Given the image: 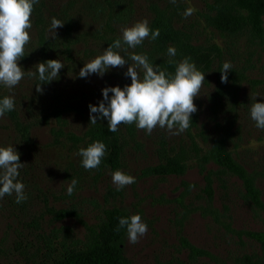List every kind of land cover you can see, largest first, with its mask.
Wrapping results in <instances>:
<instances>
[{
	"label": "rangeland",
	"instance_id": "1",
	"mask_svg": "<svg viewBox=\"0 0 264 264\" xmlns=\"http://www.w3.org/2000/svg\"><path fill=\"white\" fill-rule=\"evenodd\" d=\"M211 0H39L31 15L30 42L18 62L24 78L11 92L0 85V98L14 97L25 136L7 116L0 118V146L12 145L20 154L18 179L27 200L17 204L15 194L0 199V264H55L66 253L87 251L106 222V211L139 214L148 226L137 244L127 231L123 255L130 264H264V250L250 233H264V210L246 199L242 183L212 162H202L216 142L253 178L264 205V130L249 115L250 95L264 102V53L247 31H219L211 25ZM195 9L185 17V10ZM157 8L173 19L197 55L169 57L149 39L129 53L146 54L161 64L191 57L205 81L194 99L197 112L190 127L179 135L155 128L150 135L135 124H121L115 132L121 148L119 170L136 178L117 191L105 156L98 168L85 170L76 153L89 142L86 132L107 120L89 124V104L98 105L105 87H124L128 64L110 68L103 77L80 78L85 62L101 54L121 36V28L147 19ZM64 22L49 35L51 18ZM264 25V18H263ZM44 42L50 45H43ZM126 47V46H125ZM212 47H216L213 50ZM124 55L123 52H121ZM127 59V56H125ZM49 59L64 63L59 79L42 83L28 76L34 66ZM230 62L228 82L221 83L222 66ZM175 68V66H174ZM112 94L109 93V96ZM59 114V117H57ZM96 115V114H94ZM71 136L80 138L76 142ZM176 160L182 175L159 176L148 170ZM117 170V169H116ZM212 195L205 193V177ZM78 181L72 195L67 187ZM63 213L60 219L58 213ZM182 240L204 252L192 255Z\"/></svg>",
	"mask_w": 264,
	"mask_h": 264
},
{
	"label": "clouds",
	"instance_id": "2",
	"mask_svg": "<svg viewBox=\"0 0 264 264\" xmlns=\"http://www.w3.org/2000/svg\"><path fill=\"white\" fill-rule=\"evenodd\" d=\"M175 4L176 0H170ZM39 0H0V85L12 91L24 78L25 71L19 66V61L25 56V46L30 42L29 30L32 28L31 15L34 5ZM195 11L189 7L185 10L187 17ZM64 22L55 17L51 18L48 29L52 38L56 37L55 30L63 27ZM160 30H152L147 19L135 22L131 26L121 28V36L117 38L102 53L84 63L78 76L87 78L91 74L100 77L110 68H123L128 64L125 77L131 78V83L102 89L103 99L98 105L89 104V124H97L107 120L111 132H117L121 124H135L139 130L150 135L159 127L167 129L173 135H179L190 127L192 115L197 112L194 99L200 95L205 81V73L198 70L191 57L181 60L169 59L168 63L175 65L174 72L162 69L159 64L149 61L146 54L129 53L142 45L146 39L156 40ZM126 46V47H125ZM124 53V55L121 54ZM169 57L176 56V49L169 46ZM127 56V59L125 58ZM64 63L59 59H49L37 63L35 71H29V77L37 78L40 83L37 93H43L42 83H50L59 79L60 70ZM230 62H224L221 73V83L228 82L231 71ZM109 93L112 95L109 96ZM258 94L250 95L249 115L255 126L264 130V102H257ZM15 108L14 97L6 95L0 99V118ZM96 114V115H94ZM106 145L99 140L93 141L87 147H81L76 153L81 157V165L85 170L99 167L106 154ZM25 164L20 163V154L12 145L0 146V199L5 195L15 194V202L20 204L27 200L25 185L18 179ZM112 183L117 191L134 184L136 178L117 169L111 172ZM78 181L72 179L67 187V194L72 195ZM126 228L130 244H137L140 237L147 234L148 226L139 214L119 218V227Z\"/></svg>",
	"mask_w": 264,
	"mask_h": 264
},
{
	"label": "trees",
	"instance_id": "3",
	"mask_svg": "<svg viewBox=\"0 0 264 264\" xmlns=\"http://www.w3.org/2000/svg\"><path fill=\"white\" fill-rule=\"evenodd\" d=\"M208 8L215 12V16L211 17V25L219 31H240L245 30L250 37L259 46L264 53V0H211ZM154 18L150 24L152 30L159 29L160 34L156 40H151L155 44L156 49L164 51L168 50L169 46L176 49V55L190 53L197 55V50L191 46L186 36L180 30L174 27L173 19L165 12L154 8ZM43 45H50L44 42ZM216 50V47H212ZM168 70L173 71L175 65L169 64L168 61L161 62ZM2 99V98H0ZM11 121L14 122L16 128L21 131V135L27 134V129L22 126L18 120L15 110L5 113ZM59 117V114H57ZM89 142L96 140L102 141L106 145L107 156L105 163L112 169L116 170L120 166L121 148L115 136V132L109 131L108 127L94 126L86 132ZM71 139L78 142L80 138L71 136ZM202 162H212L222 171L239 179L242 183L244 194L255 207L264 210V205L260 199V192L256 188L252 176L237 163L231 154L225 148L223 142H216L209 153L202 158ZM185 172V166L176 160H169L166 164L160 165L148 170V173L167 176V175H182ZM205 193L210 198L212 195L211 179L206 176ZM60 219L64 217L63 213H58ZM106 222L102 226L100 233L92 240L87 251L74 254L73 252L66 253L63 259L55 264H130L123 255V239L126 228L119 227V218L128 217L123 211L112 209L105 212ZM249 236L259 242L264 250V233H250ZM192 255H204V252L193 247L187 241H181ZM248 264H252L248 261Z\"/></svg>",
	"mask_w": 264,
	"mask_h": 264
}]
</instances>
